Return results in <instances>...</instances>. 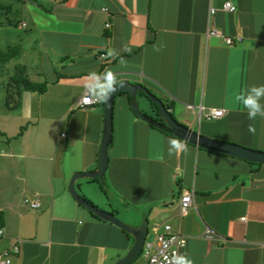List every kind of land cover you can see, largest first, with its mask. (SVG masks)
Returning <instances> with one entry per match:
<instances>
[{"label": "crops", "instance_id": "0c3cea01", "mask_svg": "<svg viewBox=\"0 0 264 264\" xmlns=\"http://www.w3.org/2000/svg\"><path fill=\"white\" fill-rule=\"evenodd\" d=\"M8 1L3 7L23 15L16 22L35 43L27 58L37 63L21 64L45 86L21 90L14 108H0V252L17 245L4 264H109L133 241L67 190L71 172L93 169L97 160L102 102L76 105L90 72L112 69L117 79L139 82L164 98L180 123L264 150V117L249 120L231 100L240 89L264 84V0H230L233 11L221 8L224 0ZM209 5L215 10L207 15ZM207 25L241 40L226 44L221 35L206 36ZM198 104L204 112L215 107L223 113L194 124ZM149 107L152 113L140 109L156 118ZM170 139L178 138L139 119L127 94L116 93L106 193L89 176L74 179L76 191L98 197V189L102 204H96L129 226L142 215L148 222L150 214L155 224L148 241L162 223L170 224L185 238L180 254L194 264H264V163L180 138L187 150L169 155ZM186 192L192 203L180 215L179 197Z\"/></svg>", "mask_w": 264, "mask_h": 264}, {"label": "water", "instance_id": "95a60500", "mask_svg": "<svg viewBox=\"0 0 264 264\" xmlns=\"http://www.w3.org/2000/svg\"><path fill=\"white\" fill-rule=\"evenodd\" d=\"M118 81L123 82L122 86H118L116 90L110 95L107 103L102 102L103 108V128L101 138L97 150V160L95 167L89 170H80L71 172L68 182L67 190L73 199L89 210L97 217L110 221L129 233L133 237L131 245L120 257L116 258L109 264H128L140 251L141 245L145 239L147 229L145 225V217L142 215L140 222L137 226H129L121 221L113 212L102 209L92 202L88 201L84 196L79 194L73 185V181L77 177L89 176L95 177L97 180H101L108 162L107 147L111 140L112 129V105L113 99L117 92L124 91L128 96L129 108L133 114H135L142 121L158 127L165 132L177 136L183 141L195 144L197 146L210 148L213 150L221 151L231 155H235L246 160L263 162L264 163V150L250 148L238 143L222 140L199 132L196 129H192L189 125H184L177 121L165 107L161 98L149 90L141 83L131 82L127 78H119ZM141 91L149 100H151L157 107V114L161 120L147 115L143 112L137 104L136 92Z\"/></svg>", "mask_w": 264, "mask_h": 264}, {"label": "built area", "instance_id": "2783aa9c", "mask_svg": "<svg viewBox=\"0 0 264 264\" xmlns=\"http://www.w3.org/2000/svg\"><path fill=\"white\" fill-rule=\"evenodd\" d=\"M221 8L232 11L234 10V5L230 0H224L221 4ZM103 11H105L108 15H111V13L107 10V8L102 7ZM215 10V7L212 5L208 6L207 9V15L212 14ZM24 23L22 22V25ZM105 26L108 25V22L104 23ZM206 36H217L221 35L223 36V39L225 43L232 44L234 42H238L241 40L240 35H223L220 29L214 25H207L205 30ZM100 56L103 55V53L99 54ZM97 102L96 100L90 99L87 97L85 91L80 95L78 98L76 104L79 106H90L91 104ZM202 105L198 104L196 106V114L197 118L199 117L200 112L203 110ZM222 109L215 108V107H207L205 110L204 117L206 118H212V117H218L221 115ZM63 134V133H61ZM23 201L28 202V204L32 207H35L38 205V202L36 199L34 200H28V198H23ZM191 194L186 192L180 195L179 197V207H180V213H184L185 208L187 205L191 203ZM162 229L161 231H158L155 235L154 240L148 241L144 239L141 248L142 254L146 260V264H169V261L173 257V255L180 254L181 248H183L185 244V238L184 236L179 233L177 230H173L171 228V225L168 223H162ZM1 232V228H0ZM206 235H209L206 233ZM17 246L16 244H12L10 247L1 250L0 252V264L7 263L9 261V253L10 252H16Z\"/></svg>", "mask_w": 264, "mask_h": 264}, {"label": "rangeland", "instance_id": "374dc122", "mask_svg": "<svg viewBox=\"0 0 264 264\" xmlns=\"http://www.w3.org/2000/svg\"><path fill=\"white\" fill-rule=\"evenodd\" d=\"M8 2H10V0ZM4 4L5 3L3 2V0H0V48L5 50L7 44L8 45H12L14 43H18L20 45V51H19L18 54H16L15 56H13L9 60H7L3 65H0V108L3 107V104H4V97H5L6 88H7L8 76L13 70V67H12L13 63H16V62L17 63H26V61L31 62V65H34V64L37 63V61L34 62V59L29 60L27 58L29 55L32 54V49H33L34 44H35L34 42H31L30 39H27V40L25 39L26 34L29 32L28 28L27 27L23 28V27L20 26V22H18V23L16 22L17 19H22L21 16H23V15L20 14V13L18 15H16L15 13H12V12H15L13 10L14 8L9 7V9H8L6 6L3 7ZM17 35H19V38H23V40H18ZM30 51H31V53H30ZM10 69H11V71H9ZM6 72H10V73L6 76ZM36 81L40 82V80H36ZM135 98H136V101H137V104H138L139 108L142 107L147 112L152 113L150 111V107H149L151 105H150L147 97L141 95L139 93V91H138V93H137ZM161 100L166 102V100L164 98H162ZM14 107H12V108H14ZM12 108L5 107V109H12ZM168 109H170V108L168 107ZM203 112H204V110H202L200 112L198 118L204 119ZM184 115L186 117L190 116V114L188 112H185ZM196 115H195V117H196ZM156 116H158V114ZM195 123H197V117L194 119V124ZM194 126L196 127V125H194ZM82 177H86V176H82ZM97 184H98V182H97ZM95 190H96V193L98 194V197H94L93 193H91V194L87 193L88 195L85 196V197L87 199H90V201L93 204L98 206L96 203L102 204V193L98 189H95ZM104 192L106 193V190ZM103 196L104 197H108L106 195H103ZM99 198H100V200H99ZM110 201H111L113 206H115L114 203H117V205H119V202L115 201L113 196H110ZM148 217H149L148 218V222H145L146 229H147V234H146L147 238L151 237V234L154 231L153 224H155L154 221L151 222V220H150L151 215L150 214L148 215ZM155 235H156V232L154 233L153 237H155ZM128 264H146V260L142 256V252H141L138 255H136Z\"/></svg>", "mask_w": 264, "mask_h": 264}, {"label": "clouds", "instance_id": "9594fccd", "mask_svg": "<svg viewBox=\"0 0 264 264\" xmlns=\"http://www.w3.org/2000/svg\"><path fill=\"white\" fill-rule=\"evenodd\" d=\"M154 51H160V48L153 46ZM113 51H109V55H113ZM121 63L124 61L121 59ZM123 82L117 80V73L112 69H105L102 73L95 71L90 72L85 78V93L88 98L96 100L97 102L107 103L110 95L116 90L118 86H122ZM264 99V84L252 85L240 89L232 94V103L241 105L247 110V117L249 120H255L257 116L264 117V104L261 100ZM250 131H254L252 125H249ZM169 155L173 152L186 151V143L179 139H170ZM169 264H194V261L186 254L173 255Z\"/></svg>", "mask_w": 264, "mask_h": 264}, {"label": "trees", "instance_id": "16d2710c", "mask_svg": "<svg viewBox=\"0 0 264 264\" xmlns=\"http://www.w3.org/2000/svg\"><path fill=\"white\" fill-rule=\"evenodd\" d=\"M12 45H8L7 44L5 50L0 48V65H3L11 57H13V56H15L16 54L19 53L20 45L18 43H14ZM44 86H45L44 82H37V81L31 80L27 76L26 71H25V66L23 64L15 63L13 65L12 72L8 76L7 88H6V93H5V97H4V105H5V107L12 108V107H14V106H16L18 104V102H19V97L18 96H19V93L21 92V90H42L44 88ZM121 92L124 93V91H119L117 93H121ZM139 93L141 95L145 96L141 91H139ZM148 101H149L150 105L154 108V110L156 111L157 110L156 105L151 100L148 99ZM163 103H164L165 107H167V108L169 107L168 102H164L163 101ZM147 124H149V123H147ZM149 125L153 126L151 124H149ZM23 127H24V125L20 126L17 134L22 130ZM153 127H156V126H153ZM156 128H158V127H156ZM257 163H260V162H257ZM92 179H94V180H96L98 182L99 188L104 192L105 191V183H104L103 177H102L101 180H97V178H95V177H92ZM87 200L90 201L89 199H87ZM92 215H94V214H92ZM94 216H96V215H94ZM97 218H99V217H97ZM3 224H4L3 213L0 210V227H2ZM141 252H142V249H140L139 253H141Z\"/></svg>", "mask_w": 264, "mask_h": 264}, {"label": "bare ground", "instance_id": "6f19581e", "mask_svg": "<svg viewBox=\"0 0 264 264\" xmlns=\"http://www.w3.org/2000/svg\"><path fill=\"white\" fill-rule=\"evenodd\" d=\"M232 11H233V10H232ZM222 34H223V33H222ZM226 44H227V43H226ZM232 44H233V43H232ZM76 105H77V104H76ZM78 106H79V105H78ZM112 108H113V105H112ZM166 108H167V107H166ZM167 109H168V108H167ZM168 110H169V112H170V109H168ZM170 113H171V112H170ZM222 113H223V109H222ZM222 113H221V114H222ZM171 115H172V114H171ZM219 116H220V115H219ZM219 116H218V117H219ZM213 118H216V117H213ZM63 134H64V133H63ZM63 134H62V135H63ZM174 136H175V135H174ZM176 137H177V136H176ZM262 163H263V162H262ZM74 188H75V187H74ZM75 190H76V189H75ZM25 198H28V197H25ZM191 199H192V197H191ZM28 200H32V199H29V198H28ZM23 202H25V201H23ZM37 202H38V201H37ZM25 203L28 204V202H25ZM191 203H192V201H191ZM191 203H190V204H191ZM78 204H79V203H78ZM28 205H29V204H28ZM29 206H30V205H29ZM37 206H38V205H37ZM37 206H35V207H37ZM187 206H188V205H187ZM30 207H32V206H30ZM186 208H187V207H186ZM186 208H185V210H186ZM184 212H185V211H184ZM179 214L181 215V213H179ZM182 214H183V213H182ZM206 233H207V232H206ZM16 246H17V245H16ZM13 253H15V252H13Z\"/></svg>", "mask_w": 264, "mask_h": 264}, {"label": "flooded vegetation", "instance_id": "af4514ba", "mask_svg": "<svg viewBox=\"0 0 264 264\" xmlns=\"http://www.w3.org/2000/svg\"><path fill=\"white\" fill-rule=\"evenodd\" d=\"M156 118H158L159 120H161L158 116H156Z\"/></svg>", "mask_w": 264, "mask_h": 264}]
</instances>
